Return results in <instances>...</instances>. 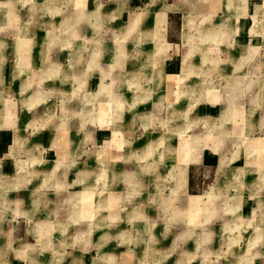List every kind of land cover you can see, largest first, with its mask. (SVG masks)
Returning <instances> with one entry per match:
<instances>
[{
	"label": "crops",
	"instance_id": "obj_1",
	"mask_svg": "<svg viewBox=\"0 0 264 264\" xmlns=\"http://www.w3.org/2000/svg\"><path fill=\"white\" fill-rule=\"evenodd\" d=\"M20 1L6 0L5 6L9 9L5 13L2 11L0 20L16 17L12 8ZM195 1L196 4L189 5L208 9V19L211 9L216 12L222 9L223 28L217 21H208L203 32L212 40L224 37L230 41L221 51L216 47L195 50L189 46L182 53L179 64L168 60L173 45H177L178 38L184 35L182 23L176 28L173 20L179 12L177 1L150 0L140 5V0H32L30 6L40 4L48 10L47 14L43 13L47 26L41 42L35 41L31 45L28 40L34 41L35 37L17 33V48L12 52L16 70L29 71L30 74L22 84L26 87L32 85L31 95L38 102L44 99L45 103H52L51 96H45V92L56 90L57 72L62 74V78L69 76L67 72H72L70 76L77 79V85H72L76 87L77 95L90 103L99 105L101 102L96 111L86 109L69 117L77 120V128L81 132L79 151L83 143L96 142L94 133L97 131L101 138L98 142L102 144L95 151L98 155L103 153V167L97 178H102L107 185L121 179L127 187L124 199L130 201L136 198L135 195L139 197L131 206L120 207L122 210L127 208L121 220L131 223L129 228L121 229L120 222L114 220L120 209V194L109 190L97 194V199L91 203L92 191L88 182L76 190L66 189L65 200L70 204L66 209L69 208L71 216L80 214L81 217L96 219L93 246L98 249L92 258L93 264H105V259L108 260L109 256L103 251L109 246L104 243L105 239L110 241L112 236L114 240L125 231L135 230L141 236L144 249L151 248L153 227L149 208L154 195L147 193L146 189L150 170L159 178L158 183L173 186L169 195H159L161 207L171 208L168 215L175 219L170 246L183 248L197 223L194 219L198 218L200 228L193 240L197 247L203 248L204 256L206 246L207 253L222 254L226 259L223 264H264V193L258 191L260 186L256 192L254 188L258 182L261 181V186L264 183V49L259 51L257 46L244 42L245 33L253 29L264 40V0ZM248 8H251V14H248ZM53 15H60L58 22ZM248 15L253 26L248 24ZM107 17L118 18L113 25L122 27L124 31L113 32L117 46L112 62L102 68L92 55L106 51L98 20L103 21ZM106 23L109 24L108 21ZM137 24L147 28L136 31ZM62 25H65L63 31ZM5 42L6 38L0 37L1 45ZM67 47H70V53ZM84 49H90L92 57L85 58ZM127 54L129 56L125 60ZM136 56L143 58L138 61L132 59ZM7 59L8 55L1 48L0 72ZM200 59L208 61L209 65L198 63ZM115 68L120 71L115 81L117 86L114 84ZM45 76L48 77L47 83ZM2 81L0 74L1 86ZM222 89L223 92L230 91L231 95L226 92L220 99ZM0 93L3 92L0 90ZM32 101L22 99L24 113L33 108ZM220 103L246 104L245 109L250 114L244 122L246 127H240L234 133L225 127L217 133L210 130L209 125L221 115ZM5 104L7 109L0 112V123L4 126H0V264H75L67 262V252L64 251L67 225L71 227V220L63 218L57 208L53 214L58 218L40 219L31 225L38 239L43 240L44 237L41 251H36L28 242H16L21 218L31 219L37 214L36 201L52 200L42 189L64 183L53 175V169L48 173L42 169L44 163L50 161V155L45 158L42 152L57 145L58 153H63L68 159L65 163L69 169L74 164L72 156L77 150H73L71 145L69 126L59 127L57 123L54 131L38 135L40 144L24 143L19 116L13 110L14 100L5 98ZM138 125L142 130L139 136L134 137L135 126ZM257 128L258 132L253 133L252 130ZM117 150L121 153L116 155ZM39 151L36 155L35 152ZM24 152L32 159L27 178L16 172L10 174L17 164L19 166V156ZM119 160H127L128 165H122ZM78 167L76 177L67 178L70 184L84 180L93 171ZM42 171L43 177H40ZM25 182L33 186L32 207H27ZM42 184L46 186L42 187ZM201 201L203 209L196 208ZM228 206L239 218L235 228L230 226V218L225 217ZM107 207H112L113 212H105ZM244 211L252 212L250 217L246 216L245 224L240 216ZM187 216L193 221L188 227L184 225ZM180 219L182 225H179ZM135 220L143 222L135 223ZM88 225V230H91L89 221ZM243 232H246V250L238 259L227 260L225 253ZM250 247H256L258 252L249 251Z\"/></svg>",
	"mask_w": 264,
	"mask_h": 264
},
{
	"label": "rangeland",
	"instance_id": "obj_2",
	"mask_svg": "<svg viewBox=\"0 0 264 264\" xmlns=\"http://www.w3.org/2000/svg\"><path fill=\"white\" fill-rule=\"evenodd\" d=\"M6 0H0V16L2 11L5 13L6 9H9V7L5 6L7 2ZM38 1V0H35ZM107 1V0H104ZM140 5H143L145 2H149L150 0H140ZM168 2H178L177 9L179 12H176V17H173V20L175 21L176 28H179L180 24L182 23V26L184 28V35L182 38H178L177 45H173V49L170 51V57L168 60L170 62H176L179 64V59L182 56V53L189 48V46H193V48L196 49H211L210 47H216V49H223L224 45L229 43V39L225 40L224 37L216 38L215 40H212L204 34L203 30L207 27L208 21L211 23H214L217 21V23L221 24V27L223 28V12L222 9L216 12L212 11L211 9V16L208 19V9L205 8H196V6H190L189 4H196L197 2L195 0H167ZM188 1V2H187ZM32 0H21L19 4L16 7L12 8V11L17 14L16 17L12 19H4L0 20V37L6 38L5 44L0 43V49L2 48L6 55H8L9 59H7L5 62H3V71L0 72L2 75V86L0 84V90L3 92L0 93V112L5 109H7L5 104V98H8L9 100H14L15 103V113L17 112L16 116L19 118L18 123L20 124V128L22 127V139L24 143H31L34 142V144L37 142L40 144L38 135H45L46 131H54V126L56 127V124L59 123V127L63 126L64 124L69 126V130L72 133V147L73 150H77L76 153L72 156L74 161V164H71L72 167L69 169L68 165L66 164L68 159L65 158L66 156L62 153H58V146L55 145L52 149H49L48 151H43L42 154L47 156V154L50 155V161L45 162L44 167L42 168L45 170V173H48L49 170L53 169V175L56 176L61 182H64L60 186L57 187H51V188H43L42 190L45 191V194L48 195L52 200H49L47 198L46 201L38 200L36 201V210L37 214L35 213L31 219L30 218H21L20 222V228L18 233L16 232V242H28L33 246L36 251L42 250V243L43 240L38 239V235L36 234V231L34 232L33 228H31V225L34 224L35 221H38L40 219L44 220L46 218L54 219L57 216L54 213L56 211V208L60 215L64 217H68L69 220H71V227L67 225V232H66V244L64 246V251L67 252V262L75 263V264H93L92 258L96 255V248L93 246L95 244V238H96V228L95 225V218H88L87 216L81 217L80 214H73L71 216V213L69 211V208L66 209V206L68 207L70 204L67 200H65L66 196V189L68 190H76L81 188V186L84 184V182H88L89 186L91 187L92 195H91V203H94L97 199V194L106 193L109 190L115 192L116 194H120V202L119 208L122 206H131L133 201L135 199H138L139 197L135 195V199L127 201L124 199L126 193H127V187L125 182H123L121 179H118L116 183L112 184H104V181L102 178H97L98 172L101 171L103 165V153L101 155H98V153L95 151L96 149L100 148V145L102 144L101 141L98 142V139H101L97 135V131L94 133L95 137L97 138L95 143H91V141H88L86 143H83L81 146V151H79V145H80V136L81 132L79 128H77V120L76 119H69L70 115H76L79 112L86 111L87 110H95L96 107L100 105L101 102L96 104L90 103L84 99L83 96L77 95L76 87L74 88L72 85H77V79L71 77L70 75L72 72H67L69 76L66 75L63 76L62 74L57 72V75L59 77V80H56V90H53L51 93L45 92V96L50 95L52 99V103H45V100L42 99L38 102V100H35L34 96L32 97L31 93L33 91L32 85L26 87L22 84L23 80L25 78H29L30 74L29 71L25 72L17 71L15 64L14 56L12 55V52L17 48V33L20 32L23 35H28L31 37H35L34 41L33 39L28 40L31 45L32 42H41V37H43V34L45 32L46 28V19L43 13L45 12L47 14L48 10L45 6H41L40 4L34 7L30 6ZM138 9V8H137ZM248 14H251V8H248ZM153 11V9H151ZM34 12V13H33ZM51 13V12H50ZM151 13V12H150ZM62 14V13H61ZM175 14V13H174ZM180 15V16H179ZM48 16V15H47ZM55 16L56 22L59 21L60 15H53ZM52 16V17H53ZM173 16V15H172ZM262 16V15H258ZM73 17V15H72ZM76 17V15H75ZM249 18L248 24H252V19L250 16H247ZM105 18V17H104ZM103 18V21L98 20L101 22L99 24V29H101V32L99 30L100 35L102 34L103 39V47H105V52L101 55H92L96 57L98 64L104 67H108V63L110 64L112 62V54L115 51L116 48V38H114V31H124L123 28L118 27L117 25H113L115 21L118 20V18H111L107 17L106 19ZM3 19V18H2ZM218 19V20H217ZM106 21L109 22V24L106 23ZM210 23V24H211ZM253 26V24H252ZM65 30V25H62L61 29ZM147 27H144L142 24H137L136 31H142L143 29H146ZM62 29V31H63ZM234 28H231V31H233ZM60 30L58 29L57 32ZM97 31V29H96ZM231 33V32H230ZM245 39L244 42L247 45H253L257 46L259 51H263L264 49V40L262 39L261 35L259 33H255L254 29L253 31L250 30L245 33ZM128 42V41H126ZM124 43V42H123ZM129 43V42H128ZM127 43V44H128ZM86 44L83 46L85 47ZM161 46V45H160ZM159 46V47H160ZM164 47V46H161ZM245 49H250L248 46H242ZM36 51V49H35ZM38 52V49L37 51ZM68 53H70V47H67ZM91 50L90 49H84L83 53L85 58L92 57L91 56ZM33 53V52H32ZM129 56L127 54L124 59ZM223 57V56H221ZM143 58V56L136 58L132 57V59H139ZM162 58H160V61ZM68 61H70V54ZM159 61V60H158ZM159 63V62H156ZM155 63V64H156ZM161 63V62H160ZM198 63L202 64L203 66L205 64L209 65L208 61H198ZM71 64V63H70ZM159 66V64H158ZM114 84L116 85L118 75L120 71L115 68L114 69ZM63 73V72H62ZM215 75L220 76L217 72H214ZM224 76V75H223ZM45 78V83H47L48 77ZM141 82L145 83L144 78H141ZM126 83V82H124ZM122 87V85H121ZM48 89V88H45ZM230 90V88H229ZM224 90H221L220 99H223L226 95V92H223ZM230 94V91L227 92V95ZM231 95V94H230ZM29 96V97H28ZM42 96V95H41ZM23 98H29L30 101L33 103V108L28 112L24 113V105L22 104ZM71 99V100H70ZM69 100V101H68ZM88 102V103H87ZM28 106V104H27ZM220 108L219 111L221 112V115L217 116V118L214 119V122L209 125L210 130L213 129L215 133L217 131H221L223 127L225 129L235 132L236 130H239L240 127H246L244 124L245 120L248 119L250 116L249 113H247L246 104L245 105H235V104H223L220 103L218 105ZM36 107H38V110L35 111ZM228 107L232 108L233 111L231 112L230 108L225 113L223 112V109H227ZM236 107V108H235ZM75 111V112H74ZM24 113V114H23ZM71 116V117H73ZM48 117H50L49 120H45ZM103 117V115H102ZM52 118V119H51ZM75 118V117H74ZM157 121V119H156ZM1 122V120H0ZM90 122V121H88ZM246 123V122H245ZM0 126L4 127L1 123ZM11 126V125H9ZM253 128V127H251ZM159 130V127L156 128ZM11 130V129H9ZM142 128L140 125L135 126V130L133 133L134 137H137L140 135V131ZM257 130V131H256ZM252 130V132H258L259 128ZM12 131V130H11ZM106 139V137H105ZM248 139V137H246ZM37 140V141H36ZM49 142V141H48ZM244 142V141H243ZM52 142H50L51 144ZM32 144V143H31ZM37 144V145H39ZM49 144V143H48ZM42 149V147H40ZM87 149V152L84 150ZM121 153V151L117 150V154ZM36 155L40 153L35 152ZM110 153V152H109ZM113 154L112 152L110 155ZM107 155V153H106ZM33 157V156H32ZM17 159H14V162H16ZM38 160V159H36ZM122 165H128L127 160H119ZM19 166L13 168V171L10 174L19 173L25 178L29 177L30 173V163H32V159L29 156L28 153L24 152L19 156ZM66 162V163H65ZM56 164V165H55ZM55 165V166H54ZM129 165L131 166V162L129 161ZM80 167L93 169V171L85 177L84 180L72 183L68 182L70 177H76L75 173L76 170ZM149 171V170H148ZM97 172V173H95ZM149 177H147V183H146V189L147 193L153 194L154 198L152 196L151 205H150V212L152 214V240H151V248L144 249L143 242L140 241L141 236L139 237L137 232L135 230L129 231V232H123L122 234H118V236L115 237L113 240V237H110V241H104V243H108L109 246L104 247L103 251H105V254L108 257V260L105 259V264H214L219 263L223 264V261L226 259L222 258V254H216L215 252L207 253V248H205V256L202 252L203 248L197 247L195 245V236H197V233L199 231L200 224L198 221V218L194 219L197 223L194 225L195 228L192 231L191 236H189L187 243L184 245V247H176V246H170L171 243V235L172 232H175V219L170 218L168 213L170 212L169 207L166 209H163L160 204V196H162V193L169 195V192L173 191V186L169 183L160 184L159 178H156L151 173V170L149 171ZM44 171L40 172V177H43ZM66 173V174H65ZM67 173L68 176L67 177ZM240 173V172H239ZM68 178V179H67ZM68 180V181H67ZM261 181L258 182V185L254 184L255 192L258 189L260 193H264V183L261 186ZM42 187H45V184L41 185ZM26 197H27V207H32L34 202V192L32 191V184L26 183ZM257 188V189H256ZM160 195V196H159ZM165 196V195H164ZM33 198V199H32ZM75 198V197H73ZM30 200V201H29ZM251 202V201H249ZM252 204V202H251ZM126 206V207H127ZM39 211H38V209ZM112 207L105 208V212H113L111 210ZM117 210L118 215L117 218L114 220L118 221L119 228H129L131 223L130 221L127 222L125 220H121L123 218V212L127 211L122 209ZM203 209V203L202 201L198 203V207ZM228 212L226 213L227 218H230L228 221L230 226L235 228V225L239 223L238 215H235L234 210L232 207H227ZM245 208V207H244ZM35 209V208H34ZM73 209V208H72ZM71 209V211H72ZM168 210V211H167ZM51 211V212H50ZM47 212H50L49 214ZM67 215H66V214ZM243 215H240L244 221L246 216L250 217L252 212L244 211L241 212ZM59 215V216H60ZM195 217V216H190ZM58 218V217H57ZM76 220V221H75ZM237 221V223L235 222ZM73 221V222H72ZM88 221L91 223L92 228L91 230H88ZM184 225L190 226L191 223H193L192 218H188V216L184 219ZM136 222H143V220H135ZM134 224V223H133ZM179 225H182L181 219L179 220ZM96 226V227H95ZM73 228V229H72ZM76 230V231H75ZM120 230V229H119ZM134 231V233H133ZM233 236V233H231ZM136 238L135 239L133 238ZM194 239V240H193ZM246 240V232H243L242 236H239L237 241L234 242V240L231 242L233 243L230 245L228 251L225 253L227 260H235L238 259V257L244 253V250H246L247 245H245ZM119 243H118V242ZM214 248H212L213 250ZM156 251L155 254H153L152 251ZM253 250V251H252ZM264 252V247L262 248ZM249 251L251 252H258L256 247H250ZM152 252V253H150ZM250 253V252H248ZM234 256V257H233ZM236 256V257H235ZM125 260V262H124ZM243 263V262H242Z\"/></svg>",
	"mask_w": 264,
	"mask_h": 264
}]
</instances>
